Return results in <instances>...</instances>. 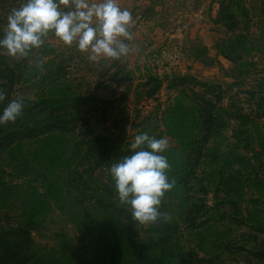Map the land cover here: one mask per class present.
<instances>
[{
  "label": "rangeland",
  "instance_id": "obj_1",
  "mask_svg": "<svg viewBox=\"0 0 264 264\" xmlns=\"http://www.w3.org/2000/svg\"><path fill=\"white\" fill-rule=\"evenodd\" d=\"M21 3L22 0H0V35L6 29L9 12ZM120 5L133 15L130 31L136 51L120 60L102 58L94 62L75 45L65 46L55 37H50L45 46L27 58L11 57L6 50H0V90L10 100L18 96L36 99L47 92L48 78L60 77L84 95L116 100L124 94L120 103L124 112L106 116V120L99 117L98 125L101 131L115 136L119 150L129 153L135 135L144 127L142 124L161 119L173 100L175 91L169 88L173 76L195 77L191 88L212 99L215 98L208 93V83L218 84L221 88H214V94L219 93L221 100L217 103L240 107L245 112L264 93V0H120ZM219 7L226 8L229 18L223 19L218 14ZM149 74L162 79L161 89L153 96L146 95L152 86L146 83ZM42 77L45 82L40 81ZM227 122L224 135L227 143H232L238 122ZM260 122L261 129L264 118ZM121 124L124 137L120 135ZM157 124L164 129L159 121ZM80 131L78 126L75 134L79 136ZM164 138L169 146L175 145L171 136ZM200 138L201 135L196 136L197 140ZM260 153H249L255 167L250 172L262 179L264 191V151ZM6 162V155L0 150V166L5 168L0 175L5 181L21 185L31 179L43 192L38 173L17 175ZM202 162L201 159L195 169L198 178L212 170L205 169ZM95 172L100 174L99 169ZM67 173L61 174L68 183L66 201L63 205L52 201L50 210L38 217L39 224L31 231V253L59 259L62 264H150L134 249L126 252L124 248L117 253L119 260L111 261L110 246L116 242L115 234L122 244L129 240V232L124 233L121 227L125 221L109 216L103 209H96L98 213L89 193L85 196L70 186L76 181L72 182L74 175ZM201 183L209 185L203 180ZM248 187L244 199L237 195L225 198L221 192L215 199L211 187L208 196L202 197L209 205L207 208L200 206L203 201L193 196L196 195L193 190L190 196L195 206L192 199L189 200L192 203L178 205L172 190L165 193L160 210L169 216L174 230L172 241L181 250L194 253L186 257V263L264 264V231L258 225L259 221L264 222V196L259 197L258 184ZM1 188L0 227H18L26 217V196L13 186ZM188 211L196 216L197 226L193 227L186 219ZM137 227L135 240L147 238L149 225L137 223Z\"/></svg>",
  "mask_w": 264,
  "mask_h": 264
},
{
  "label": "trees",
  "instance_id": "obj_2",
  "mask_svg": "<svg viewBox=\"0 0 264 264\" xmlns=\"http://www.w3.org/2000/svg\"><path fill=\"white\" fill-rule=\"evenodd\" d=\"M218 14L223 19L229 18L225 7H219ZM194 79L189 75L173 76L169 88L175 91L174 98L163 111V117L156 120L164 129H160L155 121H148L138 131V134L146 131L157 138L169 135L175 140V145L169 146L165 153L171 165L169 179L176 181L171 189L175 200L178 205L192 203L194 199L190 192L193 190L196 194L193 196L203 201L202 197L208 196L211 187L215 199L220 192L225 198L237 195L244 199L246 188L257 184L261 193L259 197L264 196L262 179L250 172L255 167L253 157L249 155H261L260 152L264 151V124L260 129V119L264 118V93L258 97L255 106L245 112L240 107L217 103L221 100L219 93L214 94V88H221L218 84L208 83V93H212L215 99L210 95H198L191 88ZM40 81L45 82V78ZM146 83H152L146 91L147 96L155 95L162 87V79L152 74L146 76ZM47 84L48 90L41 97L24 99L23 114L15 122L0 125V150L6 155V163L16 170L17 175L25 177L38 173L36 177L41 178L43 186L41 192L31 179L26 180V184L11 185L0 175L1 189L13 186L26 196L24 221L18 227H0V264H62L53 257L34 255L30 248L31 231L39 224L38 217L50 210L52 201L62 205L66 201L68 183L62 175L67 172L74 175L72 182L76 181L70 186L84 195L89 193L95 210L103 209L109 216L125 221L121 227L124 233L129 232V240L122 244L120 236L115 234L116 242L110 246L112 262L119 260L117 253L124 248L126 252L134 249L150 264H188L186 257L194 253L181 250L178 243L172 241L174 230L168 221L149 225L147 238L136 241L138 222L133 220L130 208L118 199L110 167L131 153L119 150L120 144L115 136L99 129L98 118L106 120L108 116L122 114L124 110L120 103L125 95L116 100L84 95L60 77L48 78ZM7 100H10L8 96ZM6 102L0 103V111ZM229 120L238 122L232 143H227L224 135ZM78 126L81 128L79 136L75 134ZM120 128V135L124 137L122 124ZM197 135H201L200 140L196 139ZM201 159L205 169L212 170L198 178L195 169ZM4 169L0 166V174L5 173ZM97 169L100 171L98 175ZM202 180L209 185L199 184ZM192 205H196L195 201ZM200 206L209 205L203 201ZM192 212L188 211L186 219L195 227L197 221ZM258 225L263 232L264 222L259 221Z\"/></svg>",
  "mask_w": 264,
  "mask_h": 264
},
{
  "label": "clouds",
  "instance_id": "obj_3",
  "mask_svg": "<svg viewBox=\"0 0 264 264\" xmlns=\"http://www.w3.org/2000/svg\"><path fill=\"white\" fill-rule=\"evenodd\" d=\"M132 23L131 11L122 8L120 0H22L7 16L0 50L11 57L27 58L55 37L65 46L75 45L91 61L120 60L136 51ZM5 102L0 125L15 122L25 106L22 96L7 100V93L0 90V103ZM130 148L131 154L110 167L118 199L139 224L167 222L169 216L160 206L176 183L168 175L171 165L165 153L169 141L145 131L135 135Z\"/></svg>",
  "mask_w": 264,
  "mask_h": 264
}]
</instances>
